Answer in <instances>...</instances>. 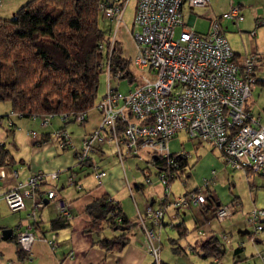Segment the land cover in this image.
<instances>
[{
	"label": "built area",
	"instance_id": "obj_1",
	"mask_svg": "<svg viewBox=\"0 0 264 264\" xmlns=\"http://www.w3.org/2000/svg\"><path fill=\"white\" fill-rule=\"evenodd\" d=\"M127 3L128 0H100V12L106 19L118 18ZM208 3L209 0H137L132 31L136 52L130 60L132 68L141 75L125 93L118 89V84L116 87L108 84L107 91L94 105L99 123L93 131L83 135L76 156L77 164L86 163L99 144L113 149L121 164L126 156H139L141 153L148 154L150 159L163 161L160 169L154 168L162 186L161 205L153 208L148 204L142 214L138 212L139 224L144 229L143 247L155 264H160L161 246L155 231L145 226L146 219H151L160 228L169 208L195 206L204 217L211 209L210 217L217 222L225 221L239 210L238 201L216 205L215 196L210 191L216 178L215 170L204 179L201 188L171 198L170 183L180 175L182 161L189 157L184 150L172 152L169 148L170 141L179 132L189 140L206 144L218 152L225 167L241 170L247 177L250 173L264 177V124L259 116L247 109L256 86V71L262 60L256 52L238 57L222 33V19L233 22L243 19L238 4L231 3L221 17H213L205 33L185 23L184 5L206 7ZM263 22L260 20L257 25ZM254 34L252 31L251 35ZM116 43L113 35L101 65L109 81L123 76L120 66L116 68L115 75H111L110 58ZM100 49L105 47L101 45ZM87 115L88 112L64 114L60 119L73 120L84 126ZM53 118V115L42 117V126H48ZM3 120L0 117V124ZM6 124L10 128L13 122L8 120ZM30 136L37 139L38 134L31 131ZM50 139L61 147H74L70 134L64 128L53 130ZM93 175L100 182L106 171L94 163ZM4 176L5 171L0 170V178ZM57 177L58 172H38L3 195L12 211L25 210V200L31 202L27 213L29 221L16 234V242L27 253L37 239L48 242L52 248L58 244L55 233L49 237H38L35 233L36 227L45 223L40 212L45 201L56 198L54 188L43 189L42 186L47 179L55 180ZM68 182L80 188L73 175ZM145 183H152L150 171L145 172ZM56 207L60 217L65 221L72 220L67 205L57 201ZM246 223L255 232L263 230L264 209H252L246 215ZM220 238L224 239V236ZM259 256L264 264V250Z\"/></svg>",
	"mask_w": 264,
	"mask_h": 264
},
{
	"label": "crops",
	"instance_id": "obj_2",
	"mask_svg": "<svg viewBox=\"0 0 264 264\" xmlns=\"http://www.w3.org/2000/svg\"><path fill=\"white\" fill-rule=\"evenodd\" d=\"M27 1L28 0H0V18L8 19L12 17L16 10ZM130 1H133L134 17L137 0H128V2ZM231 3L240 5L243 19L238 22L222 19L220 21L222 33L228 41H232L234 34L229 35V30L233 28L234 31L236 30L239 32V36H235L236 44L234 47L230 44L232 49L238 57L256 52L262 60V65L256 71V79L264 80V22L261 25H257L258 21H264V0H209L206 7H189L184 5L182 8L183 19L187 25H191L195 29V23L198 18H205L207 21V32L210 27L211 19L213 17H221V15L229 9ZM103 19L109 22V33L107 36L111 38L115 35L116 42L121 45L123 56L131 59L136 52L135 43L132 37L133 20L130 27L127 28V25L123 20V15L118 18L106 19L103 17ZM252 31H255L254 35H251ZM244 35L245 38H249L247 41H245ZM127 39H129L131 43L130 47L127 45ZM124 43L127 46H125ZM257 85L264 87L259 83H257ZM252 96L247 103V109L253 115L259 116L261 122L264 124L260 113L254 112L255 100H253ZM0 117H3L4 119L2 124H0V144L3 145L4 149L7 151V155L4 157L0 154V170L5 171V176L0 178V264L154 263L152 256L143 247L144 229L139 224L138 217L144 212L148 204L153 208L159 207L161 205L162 194L159 195L158 199L152 194H149L151 192H148L147 195L144 194L145 197H142L144 199L143 206L139 209L134 194L135 192L139 193L140 191L144 193L143 185L136 182L130 183L126 176L125 179L122 177L120 170V168L122 169V164L119 163L115 153H112L115 157L106 155V148H108V146L97 144L96 149L91 154V162L83 165L77 164L76 156L80 149V141L82 137L76 141L78 143L73 141V148L61 147L57 141L52 140L49 137L52 129H54L53 119L46 127L41 124L42 127L39 126L40 129L38 128L39 133L36 132L38 134L37 139H33L30 136V132L26 130V127L37 128V119H33L32 117H20L14 113L11 114L10 106L0 109ZM8 120L13 122V125L10 128L6 124ZM88 121L89 119L87 115L86 123H88ZM31 122H33V124ZM86 123L83 127H85ZM97 125L98 124L89 131L84 130V134L93 131ZM18 126H21V130H18ZM62 126L63 125L60 122L57 128ZM65 129H67V125L65 126ZM70 133L72 134V132ZM201 144L202 143H195L194 145L198 146ZM111 150L113 151V149ZM92 163L98 164L101 169L106 171V175L100 182L92 173L90 167ZM14 172H16V175H14ZM38 172H44L47 174L58 172L57 179H47L46 184L42 186L43 189L54 188L56 190V198L51 201H45V206L40 211L45 218V223L35 229V233L38 237H49L51 233H55L57 235L58 244L55 248H52L48 242L37 239L32 244L30 252L27 253L22 251L23 253L21 257H19L18 250L20 247L16 242V234L19 229H21L22 225L29 221L27 213L31 209V202L30 200H25V210L12 211L4 201L3 195L18 183H24L30 176ZM250 174L248 177L245 174L244 175L250 183V189L254 190L258 186L254 184V177H251ZM72 175L74 176V182L78 183L80 188H77L75 184L71 185L68 182L69 177ZM90 176L94 178V186L86 184V180ZM256 176L261 177L258 174ZM115 185L117 186L115 187ZM159 187L161 193V184ZM127 189L129 190L128 193L133 198L137 209V217H135L134 220L128 218L130 226L125 229V231H115L110 228H105L102 231H89L88 228L91 225V218L87 214L85 208L89 203L102 196H105L110 200L118 201L123 212L128 217L121 203L125 196H119V194L124 193L123 191L126 192ZM57 201L69 207L73 218L70 221L64 220L65 224L63 223L64 221H61L64 225H58L55 228H52V220L59 217L56 207ZM215 201L216 205H223L217 200V198H215ZM192 207L195 206L177 209L169 208L165 212L163 223L160 228L154 225L151 219H146L145 226L147 228H152L157 234L160 241L161 251L162 231L166 227L172 226L176 228V231L179 234V228H177V225H181L182 228L186 229L185 234L182 236L179 235V242L176 245L174 244V246H176L175 250L180 254V257L189 256V254L195 255L204 240L212 235H216L219 238L224 236V239H220L224 243L226 250L225 254L229 253L234 263L248 260L242 264H262L259 253L264 250V237L259 236V233L264 229L255 232L252 226L246 223L243 218L247 215L246 213H249V210L242 211V213H239L240 211L238 210L230 217H234L235 219L237 215H240V217L242 216V220L238 224L236 233L233 234L226 230L227 227H225V225L219 224V226H217L218 224L213 223L216 221L210 217L211 209L205 213L206 217H204L199 212V209L193 210L194 208ZM188 213L193 214V218H189V220L193 221L194 230H189V227L187 226ZM8 228L13 230V236L12 238L3 240L1 238V232L3 229ZM121 231H124L127 240L120 250L107 251L97 244L102 238L120 235ZM191 231L194 233L191 234L189 240L185 239L189 236L188 233ZM246 238L249 241L251 239L252 248L250 251L247 249L249 241H247ZM197 255L201 258L199 254ZM249 256L252 258L249 259ZM206 259H210L213 264H223L221 259L216 262H213V258ZM161 263L167 264L163 260H161Z\"/></svg>",
	"mask_w": 264,
	"mask_h": 264
},
{
	"label": "trees",
	"instance_id": "obj_3",
	"mask_svg": "<svg viewBox=\"0 0 264 264\" xmlns=\"http://www.w3.org/2000/svg\"><path fill=\"white\" fill-rule=\"evenodd\" d=\"M99 4L100 0H28L12 17L0 18V102L8 103L11 113L40 120L46 115L60 119L64 114L88 112L94 107L99 77L104 72L101 65L110 46V38L99 24L103 18ZM119 66L123 76L118 82H134L131 60L123 56L121 45L116 43L110 58L112 77ZM257 83L264 86V80L256 79ZM60 121L63 126L59 128L64 129L73 122ZM6 153L0 144L2 157ZM149 163L157 169L163 165L160 158H151ZM187 165L188 160H183L181 170ZM85 210L91 218L89 231H125L130 226L119 202L105 196L89 203ZM61 221L60 216L52 220V228L65 224ZM177 228L179 235L185 234V228ZM124 231L97 244L107 251L120 250L127 240ZM22 251L19 248V257ZM225 251L221 239L212 235L196 253L204 259H221Z\"/></svg>",
	"mask_w": 264,
	"mask_h": 264
},
{
	"label": "rangeland",
	"instance_id": "obj_4",
	"mask_svg": "<svg viewBox=\"0 0 264 264\" xmlns=\"http://www.w3.org/2000/svg\"><path fill=\"white\" fill-rule=\"evenodd\" d=\"M123 20L125 24L127 25V28L130 27L131 22L133 20V1H130L126 4L124 11H123ZM99 24L101 28L106 32V34L109 33V22L107 20H104L103 18H100ZM206 26L207 21L203 17H199L198 20L195 23V29L200 32H206ZM112 28V27H111ZM229 35L234 34L233 40H229L232 47L236 44V37L239 36L238 31H234L233 28L229 30ZM244 34V33H243ZM236 36V37H235ZM245 41L249 38H245ZM130 41L127 39V45L130 47ZM125 46H127L124 43ZM127 48V47H126ZM132 71L135 75V81L132 83H129L127 79H121L119 82L111 78L110 81L108 80L106 73H101L99 77V88H98V96L95 102H97L102 95L105 94V92L108 89V84H110L111 87H116L118 84V89L125 93L133 86V84L136 83L137 79L140 77L141 73L137 72L134 68H132ZM257 85V84H256ZM253 100H255V108L254 112H259L262 116V121L264 122V87H261L257 85L256 88L253 90ZM9 104L5 102H0V109H4L5 107H8ZM34 119V117H32ZM37 119V128H32L27 126L26 130L28 132L35 131L38 132V128L40 129L41 126V120L39 118ZM88 123H86L85 127L82 125H79L75 122L67 124V131L71 136L73 135L72 142L75 141V143H78L80 137H83L84 130L89 131L95 127L96 124L99 123V116L97 113L96 108H92L88 111ZM30 122V121H29ZM59 117L53 118V126L54 129H57V127L60 124ZM33 124V122H31ZM30 123V124H31ZM1 126V125H0ZM40 126V127H39ZM21 126H18V130ZM72 132V134L70 133ZM82 140V138H81ZM193 141L189 140L186 135L183 132H179L173 140L169 143V148L172 152H178L180 150H184L189 154L188 157V165L183 170V172L180 174L179 177L171 181L170 183V189L173 192V195H171V198L174 196H177L179 194H183L186 191L194 190L197 188L202 187V183L205 178H209L211 176V171H216V178L212 186H210V191L213 192L215 198L220 201L223 205H226L230 202H233L237 200L239 203V213H242V211H248L250 212L252 209L255 208H262L264 209V177H258L257 174L251 173V177H254V184L258 187L253 189H250V183L247 180L246 176L244 175L243 171L241 170H234L230 167H225L224 163L221 160V156L218 152L212 150L208 145L201 144L198 146L194 145ZM74 145V143H73ZM81 145V141H80ZM112 153H114L110 147L106 148V155L114 156ZM115 157V156H114ZM150 156L146 153H141L139 156H126L124 158V161L122 163V177L125 179V176L127 180L130 183L136 182L138 184L143 185V192L141 191L139 193L134 194L135 199L137 201L139 209L143 206V198L145 195L148 194V192H151L149 194H152L156 199H158L159 195L162 194V191L160 193V182L157 178V175L155 174L154 167L149 163ZM144 169L151 171V178L152 183L147 184L145 183V175L143 173ZM86 184L90 186L95 185L94 178L92 176L88 177L86 180ZM117 185H115L116 187ZM128 189L123 191L124 193L119 194V196H125L123 201H121L124 211L127 213L128 218L131 220H134L137 214V209L135 207L133 198L128 193ZM155 192V193H153ZM128 193V194H126ZM126 194V195H125ZM145 194V195H144ZM143 197V198H142ZM194 208L193 210H197L198 208ZM210 213V212H209ZM247 214V213H246ZM187 226L189 227V230H194L193 221L189 220V218H193V214L187 215ZM246 221V215H245ZM242 216L240 215L233 218H228L223 222H213L218 224L225 225L226 230L229 232H232L233 234L236 233V230L238 228V224L241 222ZM234 221V223H233ZM108 229V228H107ZM249 230V229H248ZM251 230V229H250ZM194 233L191 231L188 233L189 236H187L185 239L189 240V237L191 234ZM259 236L264 237V230L259 233ZM161 243H162V251L160 253V259L166 262L167 264H211V260L209 259H201L196 253L189 254V256H181L178 254L175 250L174 244L176 245L179 242V234L176 231V228L172 226L166 227L161 234ZM247 241H249L246 238ZM252 248L251 245V239L247 244V249L250 251ZM252 257L249 256V259ZM219 261V259H216ZM248 260H243L239 263H234L232 261L231 255L229 253L224 254V256L221 258V262L223 264H242L243 262H247Z\"/></svg>",
	"mask_w": 264,
	"mask_h": 264
},
{
	"label": "water",
	"instance_id": "obj_5",
	"mask_svg": "<svg viewBox=\"0 0 264 264\" xmlns=\"http://www.w3.org/2000/svg\"><path fill=\"white\" fill-rule=\"evenodd\" d=\"M156 158V157H155ZM1 238L3 239V240H7V239H9V238H12V236H13V230L12 229H10V228H8V229H3L2 230V232H1Z\"/></svg>",
	"mask_w": 264,
	"mask_h": 264
}]
</instances>
